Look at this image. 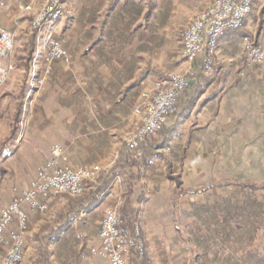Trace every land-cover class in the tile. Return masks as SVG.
Returning <instances> with one entry per match:
<instances>
[{
  "label": "crops",
  "instance_id": "crops-1",
  "mask_svg": "<svg viewBox=\"0 0 264 264\" xmlns=\"http://www.w3.org/2000/svg\"><path fill=\"white\" fill-rule=\"evenodd\" d=\"M148 1L100 0L102 5L98 17L101 23L97 34L87 40V45L82 46L76 59L67 50L70 71L62 62L53 65L47 91L43 93L34 85L42 76V66L39 61L32 66L34 83L23 101L22 110V118L28 113L29 125H19L12 144L0 156V165L4 170H7L5 166L12 164L16 167L33 164L30 157L28 159L18 150L26 144L30 150L44 151L39 159V167L48 158L49 148L54 143L66 150L71 167L99 165L104 169L113 164L121 149V135L130 132L129 129L122 131L120 127L121 116L126 117L124 110L128 109L126 106L134 99L128 91L135 89L138 84L150 87L159 78L153 75L157 71L154 72L148 64L138 67L140 60H137L136 54L139 53L141 57L142 54L150 55L154 51L165 55L178 52L182 49L181 30L186 29L212 3V0H151L152 10L147 15ZM262 32L264 0H253L252 13L244 20L242 28L220 37L212 70L191 80L189 90L195 93L189 110L184 114L177 111L171 124L166 123L164 127L173 129L174 134L179 127L188 125L189 132L197 129L196 132L200 134L255 132L263 135L264 69L247 62L242 43V37L257 40ZM123 55H133V58L131 60V56L126 58ZM130 62L134 65L132 69ZM180 66H176L177 69ZM92 103L95 109L90 110ZM79 105L84 108L79 109ZM78 117L82 119L75 123L79 126H73V118ZM99 117L108 121L99 120L98 125L88 126L92 123L88 119L95 121ZM43 119H48V130ZM7 122L6 115L0 114V141L10 133L11 127ZM44 130H47L46 135ZM173 138L174 135L168 145L162 148L165 154L173 150ZM85 139L92 143L91 146L80 152L74 151L73 145ZM168 161L172 169L174 162L169 157ZM159 162L164 168L162 159L153 158L142 169L140 185L143 179H147L144 172L151 171L155 163ZM179 163L178 159L176 164ZM14 172L16 178L21 174L19 168ZM164 176L168 178L165 168ZM19 178L16 183L18 191L19 188L24 189ZM119 190V184L115 181L95 203L87 202L72 211H66L63 221L53 224V227L63 225V229L54 240L48 242L50 264H107L92 257L90 251L99 245L98 233L103 212L117 201ZM142 195L144 198L140 204V214L148 199L144 190ZM12 196L13 193L6 192L5 200L9 203ZM6 201L0 204V211L8 204ZM47 203L46 214L27 212L28 236L20 264H31L34 260L37 242L32 237L42 225L51 223L56 212L65 204L64 199L55 193L50 194ZM23 209L27 211L25 206Z\"/></svg>",
  "mask_w": 264,
  "mask_h": 264
},
{
  "label": "rangeland",
  "instance_id": "rangeland-1",
  "mask_svg": "<svg viewBox=\"0 0 264 264\" xmlns=\"http://www.w3.org/2000/svg\"><path fill=\"white\" fill-rule=\"evenodd\" d=\"M45 2L46 0H0V30H5L13 36L12 63L14 64V70L9 73L5 82L0 83V114L6 115L10 127H12L16 113V97L21 88L27 86L30 91L33 87L31 85L33 65L32 61L29 65L26 57L29 41L33 32L37 31L32 27V23L42 10ZM61 2L63 14L52 31L53 37L60 42L66 52L67 50L71 52L73 59H76L82 46L87 45V40L97 34L101 23L98 10L102 2L100 0H62ZM185 30H181L182 35ZM38 39H40V32L37 31L36 44L39 42ZM123 56L126 58L131 56V60L133 58V55ZM135 57L140 60L138 67L148 64V67L154 69V72L157 71L153 73V75L159 77L156 81L167 79L170 76L185 75L188 86L190 85L189 80H195L209 73L213 67L212 65L210 70L206 71L200 69V60L189 63L183 57L181 48L178 52L173 51V53L166 55L160 51H154L150 55L142 54L141 57L138 53ZM212 58L214 61V55ZM0 61L4 65L9 63L1 58ZM55 63L58 62H53V65ZM130 64L132 65L130 69H132L134 65L132 62ZM26 65L28 68H26ZM178 65H181L180 69H177L176 66ZM66 67L70 71L71 64H66ZM50 74L47 75L46 81L42 85L34 83L36 89H40L41 93L47 91ZM156 81L150 87L138 84L135 89L131 88V91H128L129 96L134 97V99L128 103L129 106H126L128 107L124 110L126 117L121 116L120 127L122 131L129 129L130 132L129 134L124 132L121 135L122 137L119 139L121 149L118 151L113 164L120 152L123 153L126 148L129 149L128 142L141 128L145 118L144 114L136 115L134 111L140 105L141 94L151 92ZM90 92L93 91L90 90ZM26 96L22 100V110ZM78 108L84 107L79 105ZM89 108L90 110L95 109L93 103L92 107ZM175 109L176 107L166 120L168 125L176 116ZM27 117L28 113H26L25 118H22L21 111L19 125L21 123L22 126L29 125ZM43 120H45L44 125L48 130V119ZM81 120L80 117L73 118V126L78 127L79 125L75 123ZM99 120L100 122L108 121V119H101V117L95 121L88 119V122H92L88 126L98 125ZM30 122L32 123L31 119ZM188 129V125L178 128L171 141L173 150L166 153L174 162L172 169L170 166V173H167L164 167L166 176L175 177L179 181V185H176V181H168L169 179L165 178L164 168L160 166V162L155 163L151 171L144 172L147 179H143V185L139 184V187L141 186L139 193L144 190L148 199L142 206L143 212L138 214V223L135 229L137 235L140 232L143 240V243L141 242L142 253L140 255L138 251H135L139 257L143 256L146 251V264H264V189L250 190L233 185L221 186L217 184L231 179L240 180L244 183H264V134L258 135L255 132L200 134V132H196L197 129L190 132ZM44 134L46 135L47 132ZM91 144L85 139L73 145V149L80 152L85 147H90ZM53 145H58L63 149L60 161L61 169H87L96 172V178L87 181L85 190L79 196L73 197L52 192L64 199L65 204L63 207L68 204L70 199L85 196L89 193L88 191L95 190L100 172L107 171L113 166L112 164L104 169L99 165L71 167L68 163L66 150L57 143L50 146L48 158L44 164L50 157ZM23 146L18 150L28 159L30 157L33 164L25 167H16L15 164H12L5 166L7 170H4L0 165L2 169L0 172V204L6 201V192L13 193L12 199H14L27 190L34 181L38 169L43 166L39 167L38 163L44 151L39 149L30 150L27 144ZM129 150L133 151L136 157L140 156L137 149ZM178 159L180 160L179 165L176 164ZM18 168L21 170V174L17 177H22L19 179L22 180V187H24V189L19 188L20 191L17 190L18 178L14 176V171ZM115 181L119 184V198L104 210L103 216L107 210H115L119 214V208L123 201V189L121 179L116 177ZM49 197L50 195L45 199L47 205L45 212L31 211L28 206L24 205L27 208V211H25L46 214ZM27 236L28 231L24 239L23 250ZM32 239L35 240V236ZM98 240L99 245L94 249H98L100 246L99 233ZM92 250L90 251L92 257L105 261L93 255ZM132 260L133 254L129 250L127 264H132ZM105 262L108 264L107 261Z\"/></svg>",
  "mask_w": 264,
  "mask_h": 264
},
{
  "label": "built area",
  "instance_id": "built-area-1",
  "mask_svg": "<svg viewBox=\"0 0 264 264\" xmlns=\"http://www.w3.org/2000/svg\"><path fill=\"white\" fill-rule=\"evenodd\" d=\"M62 0H46L42 10L32 23L40 32L39 46L32 60V65L40 62L43 73L35 83L42 85L50 74L53 62L69 64L70 59L60 42L53 37V29L62 17ZM253 0H212L211 5L193 19L182 37V55L189 62L201 61L200 69L209 71L213 65V55L222 35L242 28L252 11ZM41 40V41H40ZM37 43V44H38ZM243 51L249 64L264 69V32L255 40L242 37ZM13 36L0 30V83L5 82L14 70L12 63ZM41 54V55H40ZM40 55V56H39ZM45 70V71H44ZM34 83V74L31 77ZM188 86L185 75L170 76L156 81L151 92H143L140 105L135 109L136 115H143L141 128L130 139L129 149H137L140 142L155 137L172 114L180 92ZM153 92V93H152ZM63 149L53 145L50 157L36 173L30 187L16 196L0 211V260L2 264H19L23 259V244L28 231L26 205L31 211L45 212V199L52 193L79 196L86 188L87 181L96 178L94 170L61 169ZM122 219L115 210H107L100 224V246L92 254L108 264H127L130 247L141 255L142 245L121 228ZM2 249V252H1Z\"/></svg>",
  "mask_w": 264,
  "mask_h": 264
},
{
  "label": "trees",
  "instance_id": "trees-1",
  "mask_svg": "<svg viewBox=\"0 0 264 264\" xmlns=\"http://www.w3.org/2000/svg\"><path fill=\"white\" fill-rule=\"evenodd\" d=\"M152 10L151 0L148 1L147 15ZM37 31L33 32L32 38L29 41V49L27 50L26 61L30 62L35 56L37 50L36 44ZM26 68L28 66L26 65ZM189 80V79H188ZM191 84V80H189ZM29 87L23 86L16 97V113L14 115L10 134L1 140L0 142V156L6 152L9 146L12 144L13 139L18 131V125L20 121V115L22 111V100L27 95ZM193 90H189V86L180 92L176 99L175 112L184 114L191 107L193 99ZM174 112V113H175ZM175 131L173 129L165 128L164 126L157 132L155 137L148 138L139 143L137 150L140 152V156L136 157L133 151L126 148V151L118 154V158L113 166L107 170L100 172V175L95 186V190L88 191L85 196L70 199L67 205L61 208L54 220L51 223H45L35 234V258L31 264H50L48 255V242L54 240L59 232L63 229V225L59 227H53V224H57L63 221L66 211H72L75 207L81 206L84 203H95L98 198L108 192L111 188L116 177L121 179L122 204L119 208V214L122 219L121 228L128 231L136 240V243H143L141 234L137 235L136 228L138 223V214L140 212V204L143 201L142 193H139V180L141 170L149 164L153 158H160L165 164L166 172L170 173V163L167 155L162 151L164 146L168 145V142L172 139ZM128 169V170H127ZM0 168V172H1ZM127 170V171H126ZM170 180L176 181V185H179V181L170 175L167 176ZM221 186L233 185L240 188H248L250 190L264 189V183H244L240 180H228L217 183ZM145 247V245H144ZM130 252L133 254L132 264H146L147 253L144 252L143 256L139 257L135 248L131 247Z\"/></svg>",
  "mask_w": 264,
  "mask_h": 264
}]
</instances>
